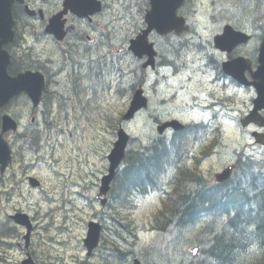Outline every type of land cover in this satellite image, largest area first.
Masks as SVG:
<instances>
[{"label": "rangeland", "instance_id": "rangeland-1", "mask_svg": "<svg viewBox=\"0 0 264 264\" xmlns=\"http://www.w3.org/2000/svg\"><path fill=\"white\" fill-rule=\"evenodd\" d=\"M136 1L133 0L132 3L134 4ZM143 5V2H136L132 8L127 6V29L118 33L117 47L122 48L126 41L128 47L130 38L137 34L136 25L143 21L141 14ZM224 8L231 10L229 6L224 4L213 10L210 3L204 5L200 14L203 16L206 13L209 20H215L214 14H220ZM239 10L244 17L250 19L251 26L256 25L255 20L250 18V5ZM193 22H195L198 32H193L189 36L197 37L200 33L199 36L203 39L202 43L204 44L218 30L220 24V22L217 26L211 24L205 17L195 19ZM135 63L127 49V72ZM194 63L196 66H189L187 70L185 68L179 73L172 74L169 71L167 77L172 85L171 90L168 91L167 89V93L163 95H160V91H158L151 93L150 96L155 105L162 101L163 104L179 106L178 113L175 115L181 119L207 120L209 116H212L210 109L205 110V114L202 116V113L197 112L194 108L186 107V103L192 104L193 99L200 98L203 103L210 100H206L209 92L206 91L204 85L209 82L212 75L201 72L199 61H194ZM165 72L167 71L162 73ZM189 75L190 78H188ZM186 79L187 92L182 93L178 91V87L181 81ZM118 81L120 85L123 84L122 79ZM161 84L163 83L161 82ZM115 89L116 84L112 82L110 91L100 90L97 97L98 112H84V118L80 119L79 122L71 121L69 127L66 124V127L62 128V132L53 130L47 142L45 140L42 143L44 147L40 152L24 151V157H20L9 172V175L17 172L18 176L15 179L8 177L5 184L0 186V188L14 186L13 193L0 198V217L2 216L0 232L7 236L14 227V222L10 219L11 213L23 211L29 214L35 225L32 234V251L39 264H75L79 260L86 259L83 238L86 235L87 222L94 217L97 211H102V206L99 203H90V197L99 192L95 185L92 186V182L98 181L97 175H101V172L107 169V159L104 154L111 146L110 138L112 137V129L108 126L109 117L107 114L123 113L128 108L131 99L127 95L117 93ZM176 92L178 93L177 97L171 100ZM187 94L188 96H186ZM229 94H232L229 90L220 91L218 93L220 99H217L225 101L226 104L215 103L220 105L223 110L232 112L233 117L228 120L227 117L220 116L216 123L220 127V139L218 141L219 143L222 142L223 148L221 152L213 154L203 162L202 169L209 176L230 159V153L238 142L248 140L247 135L243 134V130L239 126L238 119L246 113L250 99L249 93H243L240 96V100H246V103H235V95ZM10 108L22 118L24 124L22 131L27 129L31 125L29 110H26L20 102L12 104ZM78 115L81 116L82 113ZM59 117L60 115L56 112L53 120L58 121ZM42 122H46V119L42 118ZM147 122L149 124L154 122L153 110L137 116L133 122L127 123V128L131 134L143 138L150 132V126ZM210 128L212 131L210 137L212 138L214 126ZM70 132H73V137L69 135ZM258 155L262 157L264 152L259 151ZM23 168L26 173H23ZM25 174L41 178L43 187L34 189L22 181L20 175L24 177ZM16 180L17 182H15ZM90 180L93 181L88 183ZM77 192H82L83 198H79L76 195ZM137 203L138 208L131 212V217L141 224H148L153 212L160 205V198L155 194L146 198H138ZM110 224L114 227L112 222ZM24 233L25 227L17 224L12 231V237L6 239L13 245L0 247V255L4 258L0 264H20L25 256V251L17 243H23ZM153 235L154 233L147 230L140 231V246L149 242Z\"/></svg>", "mask_w": 264, "mask_h": 264}, {"label": "trees", "instance_id": "trees-1", "mask_svg": "<svg viewBox=\"0 0 264 264\" xmlns=\"http://www.w3.org/2000/svg\"><path fill=\"white\" fill-rule=\"evenodd\" d=\"M136 84L134 81L131 88ZM189 131L192 128L175 137ZM182 145L179 140L159 136L128 150L113 188L116 241L114 248L106 245L107 250L100 251L98 264H132L131 255L141 252L137 251L140 225L122 216L121 207L131 209L133 196L155 191L161 192L163 200L151 228L166 239L172 255L161 250L155 253L151 244L144 249V264H264V160L237 154L233 176L210 184L198 166L190 169L186 164L188 156ZM207 215L212 221L195 231L193 226ZM194 242L202 247L197 259L183 251Z\"/></svg>", "mask_w": 264, "mask_h": 264}, {"label": "flooded vegetation", "instance_id": "flooded-vegetation-1", "mask_svg": "<svg viewBox=\"0 0 264 264\" xmlns=\"http://www.w3.org/2000/svg\"><path fill=\"white\" fill-rule=\"evenodd\" d=\"M79 3L81 14L75 11ZM123 9L127 15V0H13L14 37L3 48L10 55L8 69L11 74L29 69L41 71L47 77V88L41 107L35 109L36 115L41 116L45 107L51 112L59 110L67 113L96 109L100 75L107 71L112 54L111 44H115L112 37L116 12ZM257 11L258 7L253 9L255 18ZM222 17L231 23L236 20L243 28L245 18L238 14V10H226ZM247 26L257 29L256 32L247 30L251 32L252 40L264 32V24ZM249 43L239 45L231 52L214 50L208 55L210 59L207 62L217 67L224 60L246 56L252 66L257 59L258 44L251 48ZM158 49L159 65L164 59V52L160 46ZM186 54L189 52L186 51ZM122 55L127 74V44ZM246 74L249 76L247 71ZM233 95L237 93L233 92Z\"/></svg>", "mask_w": 264, "mask_h": 264}, {"label": "water", "instance_id": "water-1", "mask_svg": "<svg viewBox=\"0 0 264 264\" xmlns=\"http://www.w3.org/2000/svg\"><path fill=\"white\" fill-rule=\"evenodd\" d=\"M152 9L146 14V21L148 23L147 29L143 30L141 34L137 36L136 39L131 40L130 49L135 53V55L142 57L144 53H149L150 60L149 64H153L154 61V50L152 47L153 43L148 40V35L153 28H156L160 33H166L176 28L179 32L183 29V20L176 16V9L182 4L184 0H150ZM12 20L10 17V8L5 0H0V106L7 104L12 97L19 94L20 92L26 91L32 98L33 102L37 104L41 98L42 90L45 87V81L36 78L35 73L27 71L26 73H21L16 77H11L7 72V64L9 62V57L7 53L2 49V44L11 40L13 32L11 29ZM247 38V37H246ZM246 38H243L244 40ZM238 33H231L227 28L225 34L221 37H217V46L221 49L227 48L225 44H236L243 40ZM260 62L258 71L259 82L255 83L258 89V98L254 100L255 111L259 108L264 107V45L261 49ZM236 63V62H234ZM232 62H227L225 64L226 70L231 73L235 78L242 82H246L242 76L243 68L236 69L235 66L230 68ZM145 99L142 97L141 89H138L132 100V105L128 111L126 117L131 118L136 110L144 106ZM254 111V112H255ZM3 129L0 134V164L1 170L4 171L5 167L11 162V148L9 143L4 139V132L10 129H16V121L8 114L3 116ZM168 125L173 126L175 129L182 128L183 126L178 121H172L165 123L160 130H163ZM119 140L115 143V147L112 153L109 155L110 173L104 176L102 180L101 192L106 193L109 190L110 183L115 176V170L122 161L125 153V147L129 136L120 130ZM231 169L225 170L223 173L218 174V179L224 180L229 177ZM34 183V182H33ZM105 201V200H104ZM17 222L25 224L28 228V233L25 238L27 243H29V237L31 232V223L25 214H17L14 216ZM101 226L97 222L89 223V230L87 237L84 239V243L88 248V253L90 254L93 249L97 246ZM23 264H34L32 259L28 258L23 261ZM135 264H140V262L135 259Z\"/></svg>", "mask_w": 264, "mask_h": 264}, {"label": "bare ground", "instance_id": "bare-ground-1", "mask_svg": "<svg viewBox=\"0 0 264 264\" xmlns=\"http://www.w3.org/2000/svg\"><path fill=\"white\" fill-rule=\"evenodd\" d=\"M53 112V111H52ZM245 185V184H244ZM61 235V234H60ZM187 264V263H186Z\"/></svg>", "mask_w": 264, "mask_h": 264}]
</instances>
